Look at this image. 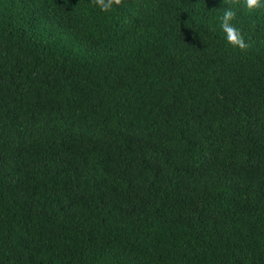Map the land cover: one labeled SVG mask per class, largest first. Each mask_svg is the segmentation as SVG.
<instances>
[{"label": "trees", "instance_id": "16d2710c", "mask_svg": "<svg viewBox=\"0 0 264 264\" xmlns=\"http://www.w3.org/2000/svg\"><path fill=\"white\" fill-rule=\"evenodd\" d=\"M0 0V264H264V10Z\"/></svg>", "mask_w": 264, "mask_h": 264}, {"label": "clouds", "instance_id": "9594fccd", "mask_svg": "<svg viewBox=\"0 0 264 264\" xmlns=\"http://www.w3.org/2000/svg\"><path fill=\"white\" fill-rule=\"evenodd\" d=\"M93 3L103 12H109L114 6H120L122 0H93ZM225 7L223 15L220 17V28L225 33L226 41L233 47L240 50H246L248 43L245 41L241 31L233 23L237 20V8L246 10L248 13H254L258 10H264V0H224Z\"/></svg>", "mask_w": 264, "mask_h": 264}]
</instances>
